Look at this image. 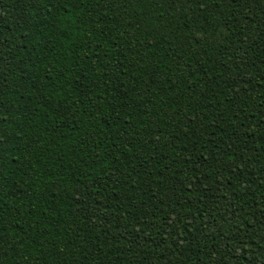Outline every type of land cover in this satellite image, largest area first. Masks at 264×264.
<instances>
[{
    "label": "trees",
    "instance_id": "trees-1",
    "mask_svg": "<svg viewBox=\"0 0 264 264\" xmlns=\"http://www.w3.org/2000/svg\"><path fill=\"white\" fill-rule=\"evenodd\" d=\"M262 77L264 0H0V264H264Z\"/></svg>",
    "mask_w": 264,
    "mask_h": 264
},
{
    "label": "snow or ice",
    "instance_id": "snow-or-ice-1",
    "mask_svg": "<svg viewBox=\"0 0 264 264\" xmlns=\"http://www.w3.org/2000/svg\"><path fill=\"white\" fill-rule=\"evenodd\" d=\"M215 2H216V4H217V6H218V5H219V0H215ZM262 79H264V77H262ZM260 123H264V117L261 118ZM261 137L264 138V133H261ZM185 147H187V146H185ZM225 155H227V153H225ZM233 156H234V153H233V155H229V156H228V160H229V161H232V160H233ZM201 159H202L203 162L200 163V167H203L205 164H209V161H208L206 158L203 157V154H202V153H201ZM198 163H199V162H198ZM216 163H217V164H220L221 167H223L224 164H225V162L221 161L219 158L216 159ZM242 163H244V162L242 161ZM237 167H239V165H237ZM193 170H195V169H193ZM217 171L219 172V170H217ZM196 179H197V181H198V177H197ZM216 183H217V184L220 183L219 179L216 180ZM205 190H206V189H205Z\"/></svg>",
    "mask_w": 264,
    "mask_h": 264
}]
</instances>
